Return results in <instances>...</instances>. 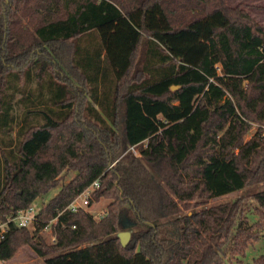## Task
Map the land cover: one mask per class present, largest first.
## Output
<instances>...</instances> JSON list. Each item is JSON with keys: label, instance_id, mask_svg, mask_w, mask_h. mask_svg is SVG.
<instances>
[{"label": "trees", "instance_id": "16d2710c", "mask_svg": "<svg viewBox=\"0 0 264 264\" xmlns=\"http://www.w3.org/2000/svg\"><path fill=\"white\" fill-rule=\"evenodd\" d=\"M0 67V219L75 173L0 261L27 243L45 264H223L260 240L264 190L252 224L242 198L192 211L264 182V28L241 3L0 0ZM96 180L106 214L69 210Z\"/></svg>", "mask_w": 264, "mask_h": 264}, {"label": "rangeland", "instance_id": "374dc122", "mask_svg": "<svg viewBox=\"0 0 264 264\" xmlns=\"http://www.w3.org/2000/svg\"><path fill=\"white\" fill-rule=\"evenodd\" d=\"M8 2V0H7ZM227 4L231 7H235L236 5L240 4L243 6V8L255 19L256 23L261 25L264 28V0H226ZM0 69L3 70L2 67ZM2 81L0 78V86L2 85ZM23 106H20L17 108L18 112L22 109ZM18 113V114H21ZM167 111L161 110L160 113L157 115V117L166 119ZM259 127V124L256 122L252 123V128L250 131L246 134V139H249L252 137L253 132ZM18 126L14 127L13 136L16 137V130ZM145 146V144H144ZM138 151V149H137ZM136 155V154H135ZM75 176V173L70 170H64L60 176L58 177L59 183L57 184V187L51 189L47 194L43 195L42 197H39L36 199L35 203L41 208L47 201H49L54 195H56L62 186V184L68 183L73 177ZM264 190V182L260 185H253L248 186L247 188L243 190H239L236 192H232L230 194H226L220 197L215 198H205L198 203L199 205L196 206L192 211H199L204 208H208L211 206H215L220 203H226V202H232L235 201L238 198L244 199V201L247 203L245 214L247 216V221L249 224H252L254 221L258 220L259 217L255 212V202L252 200L253 194L257 191ZM111 198L102 196L96 201H94L92 204H90L89 212L94 215L95 218L99 219L103 217L106 212L109 203L111 202ZM196 203V201H192L191 204ZM192 211H186L188 213H191ZM124 215L128 217L131 221H133L134 217L132 216V213H123ZM125 218V217H124ZM123 218V219H124ZM134 227V226H133ZM132 227V228H133ZM129 229L130 231L132 230ZM122 227H119L118 231L114 234L116 236L119 232L123 231ZM31 231H33L31 229ZM46 238V242L48 244H51L55 241H53L50 237V234L47 232H43ZM260 240L254 241L247 249L245 255H239V256H232L228 255V257L225 259L223 264H251L254 260V258L259 257L261 254H264V229L260 231ZM0 264H45V258L40 257L33 248L25 243L19 247L15 255L8 261L0 262Z\"/></svg>", "mask_w": 264, "mask_h": 264}, {"label": "built area", "instance_id": "2783aa9c", "mask_svg": "<svg viewBox=\"0 0 264 264\" xmlns=\"http://www.w3.org/2000/svg\"><path fill=\"white\" fill-rule=\"evenodd\" d=\"M131 150L134 152V154H138L136 147L133 146ZM99 187L100 181L96 180L93 184L87 187L73 202H71L67 208L73 212H77L80 209L89 211L90 199L92 197L93 191ZM39 210L40 207L36 203H33L26 209L19 210L16 213H11L7 215L5 219H0V242L6 237L11 226H17L18 228L25 227L29 230H33L36 224L39 222ZM57 222L58 217L49 221L43 229V232H48L50 234V237L53 241H56L57 238Z\"/></svg>", "mask_w": 264, "mask_h": 264}, {"label": "water", "instance_id": "95a60500", "mask_svg": "<svg viewBox=\"0 0 264 264\" xmlns=\"http://www.w3.org/2000/svg\"><path fill=\"white\" fill-rule=\"evenodd\" d=\"M178 86H173V89H176ZM125 217V218H124ZM124 218V219H123ZM120 223L122 224V227L125 229L117 234V237H119L121 243L123 246H126L131 238V231L129 230L133 226H135V222L128 219L126 214H121L120 216ZM18 228L17 226H15Z\"/></svg>", "mask_w": 264, "mask_h": 264}]
</instances>
